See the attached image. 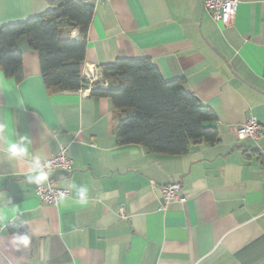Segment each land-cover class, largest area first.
Masks as SVG:
<instances>
[{"label": "crops", "instance_id": "1", "mask_svg": "<svg viewBox=\"0 0 264 264\" xmlns=\"http://www.w3.org/2000/svg\"><path fill=\"white\" fill-rule=\"evenodd\" d=\"M238 2L228 27L211 19L203 0L94 6L82 90L49 93L38 52L19 39L24 79L0 71L11 82L0 88V120L12 112L15 131L46 160L67 147L73 169L52 173L54 186L70 195L46 205L23 175L27 160L0 152V210L8 202L18 217L0 222V264H264V136L236 135L251 118L264 133V0ZM46 7L47 0H0V26ZM63 36L78 39L79 31ZM143 58L166 81L184 79L185 91L215 112L219 143L191 144L177 156L118 145L112 104L91 96L93 83L115 88L101 66ZM71 183L88 188L87 205L75 202ZM172 183L182 184L186 200L161 210L162 188ZM13 225L26 228L30 246L12 243Z\"/></svg>", "mask_w": 264, "mask_h": 264}, {"label": "trees", "instance_id": "2", "mask_svg": "<svg viewBox=\"0 0 264 264\" xmlns=\"http://www.w3.org/2000/svg\"><path fill=\"white\" fill-rule=\"evenodd\" d=\"M95 7L79 0H47L46 9L27 20L0 26V71L16 83L24 79L23 54L17 48L26 37L38 52L41 75L49 93L87 89L81 66L86 58L89 28ZM73 28L79 38L63 36ZM105 79L117 80L115 88L93 83L91 96L109 99L114 134L119 146H141L154 154L183 155L191 144L219 143L213 124L217 115L185 91L184 79L166 81L148 58L117 59L101 66ZM27 232L20 225L9 232Z\"/></svg>", "mask_w": 264, "mask_h": 264}, {"label": "built area", "instance_id": "3", "mask_svg": "<svg viewBox=\"0 0 264 264\" xmlns=\"http://www.w3.org/2000/svg\"><path fill=\"white\" fill-rule=\"evenodd\" d=\"M88 5H105L113 0H79ZM238 0H203V8L208 13L211 19L222 27L231 26L238 13ZM261 125L256 118H251L245 125L241 126L236 135L239 140H259L264 135ZM67 147L62 146L56 156L48 159L51 164V172L55 170L71 171L73 169V160L68 154ZM264 154V150H262ZM43 163V161H42ZM35 194L43 204L57 206L60 202V193H65V197L70 195L67 189H60L54 186L49 178V181L44 185H38L35 188ZM185 197L183 186L180 183H172L162 188L161 210H166L170 205L175 203H184ZM123 212V210H121Z\"/></svg>", "mask_w": 264, "mask_h": 264}, {"label": "clouds", "instance_id": "4", "mask_svg": "<svg viewBox=\"0 0 264 264\" xmlns=\"http://www.w3.org/2000/svg\"><path fill=\"white\" fill-rule=\"evenodd\" d=\"M10 80L4 76H0V88L7 89L10 87ZM14 115L12 112L7 113L6 120H0V141L3 146L0 147V152H3L7 158L15 161L27 160L29 170L24 173V177L28 184L44 185L49 181L51 172V164L46 160L42 152H30V137L27 135L20 136L13 127ZM43 161V163H42ZM67 188L74 189L77 197L76 203L79 205H87L88 203V188L86 186L78 187L75 183L66 185ZM3 196L0 195V199ZM65 199V193H60V201ZM17 209L8 208V202L4 208L0 210V222L15 221L18 219L16 215ZM32 242V236L29 232L15 231L12 233V243L18 246L28 247Z\"/></svg>", "mask_w": 264, "mask_h": 264}]
</instances>
